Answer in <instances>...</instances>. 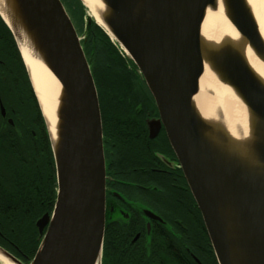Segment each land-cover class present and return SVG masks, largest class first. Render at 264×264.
Returning a JSON list of instances; mask_svg holds the SVG:
<instances>
[{"label":"water","instance_id":"obj_1","mask_svg":"<svg viewBox=\"0 0 264 264\" xmlns=\"http://www.w3.org/2000/svg\"><path fill=\"white\" fill-rule=\"evenodd\" d=\"M239 36L202 39L200 26L218 0H99L97 24L129 58L150 92L200 210L218 264H264V78L243 45L264 62V40L250 0H220ZM86 8L83 0H79ZM0 18L18 51L27 41L56 86L52 119L41 108L56 171L51 215L28 264H101L105 166L98 94L82 39L61 0H0ZM24 45V44H22ZM207 64L245 105L233 136L218 105L202 114L193 102ZM159 122L156 123L158 128ZM47 226L45 232L44 227ZM0 258L22 264L0 248Z\"/></svg>","mask_w":264,"mask_h":264},{"label":"flooded vegetation","instance_id":"obj_2","mask_svg":"<svg viewBox=\"0 0 264 264\" xmlns=\"http://www.w3.org/2000/svg\"><path fill=\"white\" fill-rule=\"evenodd\" d=\"M9 46L0 42V248L28 264L33 257L26 249L42 238L36 222L53 210L56 171L27 72L14 63ZM134 84L139 95L127 98L117 122L122 128L109 127L101 115V264H218L155 102L144 81Z\"/></svg>","mask_w":264,"mask_h":264},{"label":"bare ground","instance_id":"obj_3","mask_svg":"<svg viewBox=\"0 0 264 264\" xmlns=\"http://www.w3.org/2000/svg\"><path fill=\"white\" fill-rule=\"evenodd\" d=\"M83 2L86 5L88 14L101 24L100 17L96 11V5L99 4V0H83ZM250 3L253 7L254 18L258 23L260 34L264 40V0H250ZM200 27L202 39L206 38L210 42H217L223 38L233 40L239 36L236 28L227 19L220 0H218L216 8H208L206 10ZM22 44L19 45L21 55L29 70L42 111L48 118L52 119L55 114L54 99L58 89H56V86L59 87V83L52 77L42 61L32 56L27 48L30 46L27 41ZM242 50L250 67L264 78V62L259 59L248 45H243ZM193 102L196 108L204 115L211 108L219 105L223 111L221 121L224 127L234 137L241 135L237 132V129L245 123V105L229 86L218 80L207 64H204L203 73L199 78L198 93L193 97ZM2 261L4 264H9L4 260Z\"/></svg>","mask_w":264,"mask_h":264},{"label":"trees","instance_id":"obj_4","mask_svg":"<svg viewBox=\"0 0 264 264\" xmlns=\"http://www.w3.org/2000/svg\"><path fill=\"white\" fill-rule=\"evenodd\" d=\"M79 9V17L83 6L76 0ZM3 34V35H2ZM0 42L9 43L13 49L14 63L20 65L24 74L26 70L15 44V41L0 18ZM82 46L85 56L90 65V70L96 86L100 113L103 118L109 121V127L122 128L117 122L123 119L124 113L128 109L129 96L139 95L135 91V80L143 79L137 72L133 62L124 56L119 49L110 41L108 35L94 22H88L85 30ZM131 67V68H129ZM27 75L25 78L27 79ZM132 128V127H129ZM38 247V241L32 242L26 250L29 258L33 257Z\"/></svg>","mask_w":264,"mask_h":264},{"label":"rangeland","instance_id":"obj_5","mask_svg":"<svg viewBox=\"0 0 264 264\" xmlns=\"http://www.w3.org/2000/svg\"><path fill=\"white\" fill-rule=\"evenodd\" d=\"M65 6V9L70 16V19L77 30L78 35L81 39L84 38L87 23L89 22L90 16L85 8L81 12L79 17V9L76 4V0H61Z\"/></svg>","mask_w":264,"mask_h":264},{"label":"built area","instance_id":"obj_6","mask_svg":"<svg viewBox=\"0 0 264 264\" xmlns=\"http://www.w3.org/2000/svg\"><path fill=\"white\" fill-rule=\"evenodd\" d=\"M113 42V41H112ZM114 43V42H113ZM114 45L117 47V45L114 43ZM118 48V47H117Z\"/></svg>","mask_w":264,"mask_h":264}]
</instances>
